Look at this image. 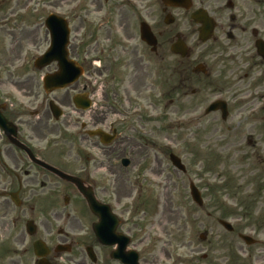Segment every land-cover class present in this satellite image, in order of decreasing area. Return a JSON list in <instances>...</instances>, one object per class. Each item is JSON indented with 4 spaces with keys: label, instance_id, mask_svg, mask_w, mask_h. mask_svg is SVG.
I'll return each mask as SVG.
<instances>
[{
    "label": "flooded vegetation",
    "instance_id": "af4514ba",
    "mask_svg": "<svg viewBox=\"0 0 264 264\" xmlns=\"http://www.w3.org/2000/svg\"><path fill=\"white\" fill-rule=\"evenodd\" d=\"M51 4L65 7L68 60L77 67L41 68L51 44L44 8L0 0V264H136L137 256L158 264L153 228L179 224L184 173L160 157L174 141L153 144L152 123L192 116L210 96L225 103L227 117L222 110L208 117L244 134L250 148L263 144L264 0H193L191 10L167 0ZM203 11L214 25L211 40L196 44L206 54L189 45L199 28L191 16ZM100 40L109 45L94 67L84 44ZM63 71L79 76L47 91L45 77L58 81ZM227 166L213 170L211 191H225L240 212L226 208L230 253L220 254L217 242L209 264H264V180L241 163ZM68 177L89 191L95 210Z\"/></svg>",
    "mask_w": 264,
    "mask_h": 264
},
{
    "label": "rangeland",
    "instance_id": "374dc122",
    "mask_svg": "<svg viewBox=\"0 0 264 264\" xmlns=\"http://www.w3.org/2000/svg\"><path fill=\"white\" fill-rule=\"evenodd\" d=\"M53 1L34 0L35 3L39 4L38 7L44 8L45 11H41L43 18L50 12L65 13V7L55 9L56 6L51 4ZM44 4L47 7H44ZM96 28L98 29L97 26ZM44 33L45 30L42 28V34ZM72 42L80 44L79 40H74V36ZM196 43H198L196 40H190V45L194 50H197L200 54L208 52L207 48H198ZM97 44H99V47H97ZM108 45L109 42L104 40L84 44L86 50H92L90 56V61L93 60L92 66L100 67L103 65L97 59L101 56L102 50H107ZM209 98L210 96L204 98L205 101L202 100L204 102L201 104L199 112L192 116L184 117L181 111L178 116L173 115L167 117L166 120L152 123L153 144L162 148L173 140L174 144L168 145L172 149L165 150V152L168 156L173 153L180 157L187 168L185 175L179 173V177L184 181L183 213L182 216L179 214V224L173 226V224L163 221L160 228L161 230L164 229L163 232L167 234L166 236L162 231L153 228V259L158 264H177L178 259L184 261L185 264H209L212 251H214L212 247L217 242L220 248L217 251L220 254L230 253L227 249L229 235L225 233L217 221L218 219L227 220L225 217L226 208L238 210L237 213L240 212V208L235 206L232 197L226 196L225 191H218L216 195L212 194L211 185L214 184L212 172L215 168L220 172L226 169L229 163H241L249 169L257 170L255 173L257 183L260 181L259 178L264 180V129L260 134V141L263 144L256 148H250L248 138H244V134H228L229 123H221V120L214 121L212 120L213 116L205 118V110L213 101ZM167 109H169V112L174 111L172 107H165L164 105L160 107L161 111ZM184 109L195 110L193 107H185ZM194 118L199 120V125L194 123ZM164 126H166L165 130H163ZM215 128L218 131H215ZM251 134V132L247 133V137L253 135ZM252 138L256 142L259 141L255 136ZM236 149H239L240 153L236 152L234 154ZM160 157L165 159V162L169 161L168 157L164 158L163 155H160ZM190 182H194L202 193L205 200L203 210L199 209L191 200ZM217 183L221 186L219 180ZM127 190L129 191V188ZM152 205H154V201H152ZM166 216L169 217L170 213H167ZM153 220L156 222L154 215ZM156 220L159 219L156 218ZM154 222L152 223L153 226H155ZM201 236H206V240L202 241ZM204 255L208 256L206 261L202 260Z\"/></svg>",
    "mask_w": 264,
    "mask_h": 264
},
{
    "label": "water",
    "instance_id": "95a60500",
    "mask_svg": "<svg viewBox=\"0 0 264 264\" xmlns=\"http://www.w3.org/2000/svg\"><path fill=\"white\" fill-rule=\"evenodd\" d=\"M187 1V0H186ZM194 19L197 21V22H201L204 24L203 28L201 29V39H204L206 40L209 36V33L211 31V26L209 25H205V22L206 20L204 18H198V17H194ZM51 26L53 28V32H52V39H53V47L51 48V50L42 58V62H41V65L42 66H46L49 64V61L50 60H53V59H57L59 61L62 60V54H59L58 52L60 51V46H59V43L64 41L66 42L67 40V29L65 27V24L64 22L62 21V19H58L56 18L55 16L51 17ZM63 42V44H65ZM64 75L67 77V75H69V72H67L65 74L64 72ZM46 84L48 85V89L51 88L49 87L50 84H51V79H49V77H47V79L45 80ZM172 161L178 166L180 167L182 170H184V167L181 166V161L176 159V158H173L172 157ZM191 190H192V197L194 199V201L199 205V206H203V201L201 199V196L198 192V190L192 186L191 187ZM89 204L91 205V207L93 209L96 208V202L94 200H90L89 201ZM224 227L226 228H229L230 227L225 224V223H222Z\"/></svg>",
    "mask_w": 264,
    "mask_h": 264
}]
</instances>
